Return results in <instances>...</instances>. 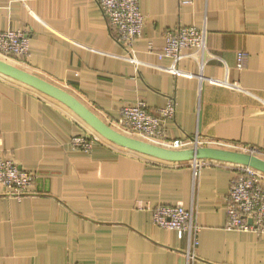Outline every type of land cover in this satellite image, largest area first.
Masks as SVG:
<instances>
[{
  "label": "crops",
  "instance_id": "0c3cea01",
  "mask_svg": "<svg viewBox=\"0 0 264 264\" xmlns=\"http://www.w3.org/2000/svg\"><path fill=\"white\" fill-rule=\"evenodd\" d=\"M139 3L145 25L131 51L97 0H0V32H27L29 54L10 58L113 128L126 107L142 101L156 115L173 99L170 141L199 136L264 155V0ZM180 27L204 30L206 45L174 63L162 53ZM239 52L248 53L242 68ZM86 126L0 74L1 153L34 177L21 198L0 186V264H187V237L153 222L160 205L196 210L194 264H264V235L225 228L237 165L209 161L195 175L194 162L144 156ZM79 136L97 139L91 152L72 146Z\"/></svg>",
  "mask_w": 264,
  "mask_h": 264
},
{
  "label": "built area",
  "instance_id": "2783aa9c",
  "mask_svg": "<svg viewBox=\"0 0 264 264\" xmlns=\"http://www.w3.org/2000/svg\"><path fill=\"white\" fill-rule=\"evenodd\" d=\"M97 2L110 28L116 33L118 42L131 51L135 42L141 38L145 25L139 0H97ZM205 45L204 30L196 27L176 28L167 31L165 35L162 57L178 63L183 58L185 50H205ZM29 49L30 37L27 32H0V53L4 56L24 57L29 54ZM247 57L248 53H238L240 68L243 67V61ZM175 113L176 102L173 99L168 101L165 108L158 110L156 115L152 114L146 103L141 101L122 110L119 124L123 129L136 133L146 142L156 145L164 143L167 146H162L166 148L181 150L208 144L199 136L185 141H170L166 135L165 123L171 121ZM96 142L97 139L94 137L79 136L73 138L71 144L75 149L91 152ZM206 162L209 161L194 162L195 175ZM235 174L226 199L227 223L225 228L228 231L264 235V175L245 166H238ZM33 184L34 177L12 160L5 159L0 148V186L6 194L21 198L30 192ZM153 222L160 229L176 231L181 237L186 236L188 240L187 264H194L197 261L196 249L200 227L194 207L185 209L183 206L160 205L153 211Z\"/></svg>",
  "mask_w": 264,
  "mask_h": 264
},
{
  "label": "water",
  "instance_id": "95a60500",
  "mask_svg": "<svg viewBox=\"0 0 264 264\" xmlns=\"http://www.w3.org/2000/svg\"><path fill=\"white\" fill-rule=\"evenodd\" d=\"M0 74L68 107L78 118L91 127L95 133L121 148L164 162H222L249 167L264 174V159L244 152L211 147L176 150L123 134L109 126L71 93L1 59Z\"/></svg>",
  "mask_w": 264,
  "mask_h": 264
},
{
  "label": "rangeland",
  "instance_id": "374dc122",
  "mask_svg": "<svg viewBox=\"0 0 264 264\" xmlns=\"http://www.w3.org/2000/svg\"><path fill=\"white\" fill-rule=\"evenodd\" d=\"M0 59L1 60H4V61H6V62H8V63H10V64H12V65H14V66H16V67H18V68H21L20 66L21 65H18V63L16 62V61H14L12 58H10V57H4L3 55H0ZM57 86V85H56ZM64 90V89H63ZM66 90V89H65ZM68 92V91H67ZM70 93V92H69ZM40 94H42V93H40ZM72 94V93H71ZM73 95V94H72ZM74 96V95H73ZM54 100V99H53ZM56 101V100H55ZM58 102V101H57ZM86 106V105H85ZM66 108H68V107H66ZM69 109V108H68ZM70 110V109H69ZM71 111V110H70ZM71 113H73L72 111H71ZM73 115H75L74 113H73ZM76 116V115H75ZM77 117V116H76ZM78 118V117H77ZM80 121H82L80 118H78ZM83 122V121H82ZM84 123V122H83ZM85 125H86V123H84ZM121 125H119V126H115L113 129H115V130H117V131H119V132H121V133H123V134H126V135H128V136H131V137H134V138H137V139H142V140H144V141H146L145 139H143L142 137H139L136 133H134V132H132V131H129V130H125V129H123L122 127H120ZM86 127H88V126H86ZM89 128V127H88ZM90 129V128H89ZM90 131H92L91 129H90ZM92 134H93V136L94 137H97V138H100L96 133H94V132H92ZM158 145L159 144H161V146L163 145V146H167V145H165L164 143H157ZM202 145V147L204 146V147H210V146H207V145H204V144H201ZM201 147V146H200ZM199 148V147H198ZM211 148H218V147H211ZM223 149V148H222ZM231 150V149H230ZM233 151H238V152H244V153H247V154H250V155H254V156H257V157H259V158H261V159H264V155H262V154H260V153H258L256 150H253V149H232Z\"/></svg>",
  "mask_w": 264,
  "mask_h": 264
},
{
  "label": "bare ground",
  "instance_id": "6f19581e",
  "mask_svg": "<svg viewBox=\"0 0 264 264\" xmlns=\"http://www.w3.org/2000/svg\"><path fill=\"white\" fill-rule=\"evenodd\" d=\"M260 173V172H259ZM262 175H264L263 173H261Z\"/></svg>",
  "mask_w": 264,
  "mask_h": 264
}]
</instances>
